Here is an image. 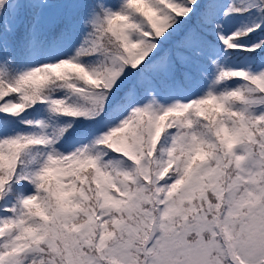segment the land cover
Wrapping results in <instances>:
<instances>
[{"label":"snow or ice","instance_id":"obj_1","mask_svg":"<svg viewBox=\"0 0 264 264\" xmlns=\"http://www.w3.org/2000/svg\"><path fill=\"white\" fill-rule=\"evenodd\" d=\"M0 264H264V0H0Z\"/></svg>","mask_w":264,"mask_h":264}]
</instances>
